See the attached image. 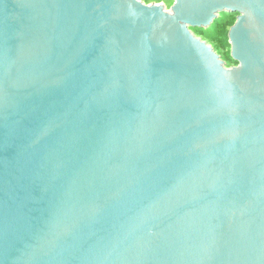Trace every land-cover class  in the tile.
Listing matches in <instances>:
<instances>
[{"label":"water","instance_id":"1","mask_svg":"<svg viewBox=\"0 0 264 264\" xmlns=\"http://www.w3.org/2000/svg\"><path fill=\"white\" fill-rule=\"evenodd\" d=\"M0 264H264V0H0Z\"/></svg>","mask_w":264,"mask_h":264},{"label":"rangeland","instance_id":"2","mask_svg":"<svg viewBox=\"0 0 264 264\" xmlns=\"http://www.w3.org/2000/svg\"><path fill=\"white\" fill-rule=\"evenodd\" d=\"M143 4L145 5H154V4H159V5H162L164 8H166L167 10H170V7H171V4H172V0H140ZM231 22H234V18H231L227 15H221L220 16V19L219 21L217 22V24H226V28L227 30L229 29V26L231 25ZM213 28L212 29H209V30H205V31H196L195 32V35L199 38H201L202 40L204 41H207L208 44L214 49L215 53L221 57L222 60H224L223 58V50H221L219 47H218V44H216L215 42L213 41H210L208 40L209 37H212L214 34H213ZM199 33L201 35H199ZM206 40H205V38ZM227 67H231L233 65H228L226 64Z\"/></svg>","mask_w":264,"mask_h":264},{"label":"trees","instance_id":"3","mask_svg":"<svg viewBox=\"0 0 264 264\" xmlns=\"http://www.w3.org/2000/svg\"><path fill=\"white\" fill-rule=\"evenodd\" d=\"M232 16H229V17L233 18ZM233 24L234 23L231 22V25L229 26V28ZM228 30L226 28V24H216L215 27L213 28V31H214L213 34L214 35L212 37H209L208 40L215 42L216 44H218V47L221 50H223V55L222 56H223L224 61L226 62V64L234 65L233 61L231 60V58L229 56L230 45H229V42L227 40ZM199 35H201V34L199 33ZM206 38H205V40H206Z\"/></svg>","mask_w":264,"mask_h":264},{"label":"flooded vegetation","instance_id":"4","mask_svg":"<svg viewBox=\"0 0 264 264\" xmlns=\"http://www.w3.org/2000/svg\"><path fill=\"white\" fill-rule=\"evenodd\" d=\"M232 17L235 18V15H233Z\"/></svg>","mask_w":264,"mask_h":264}]
</instances>
